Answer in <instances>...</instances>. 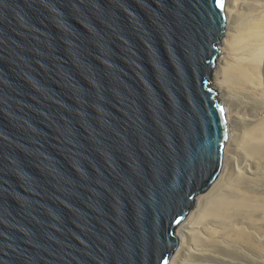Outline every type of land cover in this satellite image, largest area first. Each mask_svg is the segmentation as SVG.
Returning <instances> with one entry per match:
<instances>
[{"label":"water","instance_id":"1","mask_svg":"<svg viewBox=\"0 0 264 264\" xmlns=\"http://www.w3.org/2000/svg\"><path fill=\"white\" fill-rule=\"evenodd\" d=\"M226 0H0V264H168L220 175Z\"/></svg>","mask_w":264,"mask_h":264},{"label":"bare ground","instance_id":"2","mask_svg":"<svg viewBox=\"0 0 264 264\" xmlns=\"http://www.w3.org/2000/svg\"><path fill=\"white\" fill-rule=\"evenodd\" d=\"M225 11L211 76L229 126L223 168L176 227L168 264H264V0Z\"/></svg>","mask_w":264,"mask_h":264},{"label":"rangeland","instance_id":"3","mask_svg":"<svg viewBox=\"0 0 264 264\" xmlns=\"http://www.w3.org/2000/svg\"><path fill=\"white\" fill-rule=\"evenodd\" d=\"M218 57V56H217ZM216 62H217V58H216V61H215V64H216ZM215 66V65H214ZM213 69H214V67H213ZM213 69H212V72H211V76H212V73H213ZM195 206V205H194ZM192 210V209H191Z\"/></svg>","mask_w":264,"mask_h":264}]
</instances>
